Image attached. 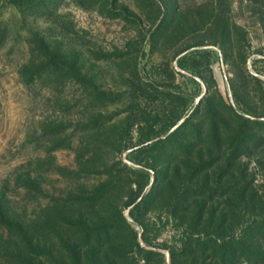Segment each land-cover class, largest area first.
<instances>
[{
  "label": "rangeland",
  "instance_id": "obj_1",
  "mask_svg": "<svg viewBox=\"0 0 264 264\" xmlns=\"http://www.w3.org/2000/svg\"><path fill=\"white\" fill-rule=\"evenodd\" d=\"M257 210L264 0H0V264H221Z\"/></svg>",
  "mask_w": 264,
  "mask_h": 264
},
{
  "label": "trees",
  "instance_id": "obj_2",
  "mask_svg": "<svg viewBox=\"0 0 264 264\" xmlns=\"http://www.w3.org/2000/svg\"><path fill=\"white\" fill-rule=\"evenodd\" d=\"M10 3H18L21 0H9ZM206 50H200L197 52L205 53ZM207 53V52H206ZM209 54H204L208 59ZM35 69H42L43 71L48 68L43 65H35ZM54 71L59 69V67L54 66ZM41 70V71H42ZM48 70V69H47ZM35 83L31 80H25V84ZM59 149V144L56 146L52 145L46 150L47 155H50L51 152L57 151ZM138 206V205H137ZM261 211L255 212L254 218L256 219L249 228L243 231L241 240H229L228 242H223L222 245L216 244L212 241V247L209 249V245H206L203 248H199L200 251L211 250L213 256L217 258L221 264H239L241 261L246 262L247 264H264V247L262 246L261 240L264 241V217L262 216ZM259 218V220H257Z\"/></svg>",
  "mask_w": 264,
  "mask_h": 264
}]
</instances>
